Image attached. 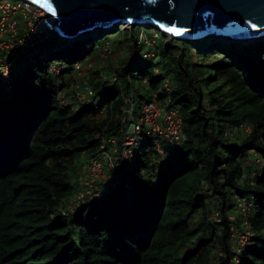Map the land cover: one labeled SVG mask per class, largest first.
Segmentation results:
<instances>
[{"label":"trees","instance_id":"1","mask_svg":"<svg viewBox=\"0 0 264 264\" xmlns=\"http://www.w3.org/2000/svg\"><path fill=\"white\" fill-rule=\"evenodd\" d=\"M102 37L35 54L56 37L37 41L23 56L34 65L26 85L16 63L13 95L0 100V264H264V39L156 42L149 59L134 39L123 65L71 84ZM155 96L186 140L147 138L125 159L126 111L139 120ZM94 161L109 176L94 185L103 194L75 206ZM233 229L252 235L240 254Z\"/></svg>","mask_w":264,"mask_h":264},{"label":"water","instance_id":"2","mask_svg":"<svg viewBox=\"0 0 264 264\" xmlns=\"http://www.w3.org/2000/svg\"><path fill=\"white\" fill-rule=\"evenodd\" d=\"M28 1L45 10L55 34L63 40L77 41L87 33L108 31L121 23L155 28L188 43L218 38L247 44L264 39V0ZM170 28L181 34L168 31Z\"/></svg>","mask_w":264,"mask_h":264},{"label":"built area","instance_id":"3","mask_svg":"<svg viewBox=\"0 0 264 264\" xmlns=\"http://www.w3.org/2000/svg\"><path fill=\"white\" fill-rule=\"evenodd\" d=\"M53 36V26L47 20V14L42 9L31 5L28 2L17 0H0V100H4L13 95L14 78L16 60L20 52L26 51L29 47H34L37 41H46ZM106 53V51H105ZM152 54L146 53L144 59H149ZM79 70V67H76ZM51 73L59 74V69L52 66ZM166 90L169 91L166 86ZM92 96L87 89L84 95V101ZM126 103L132 104V99H127ZM129 115L127 120L129 127L126 129L125 148L123 157L129 159L133 152L138 149L142 141L147 138H158L168 141L175 145H181L185 140L183 131V122L176 110H168L166 105L161 103L158 97L145 103L142 109V116L139 120L133 119V109L127 110ZM126 121V119H124ZM129 128H131L129 130ZM250 132V129L247 130ZM91 164V162H90ZM100 162H92L88 175L84 178L83 186L89 189V193L95 190L97 182V174L93 169L99 167L102 181L107 180V174ZM114 168V164L110 163ZM85 194H80V201H85ZM240 205L242 212L246 211L249 205L246 203ZM213 220L218 221V216L214 215ZM234 233V232H233ZM252 235L248 231L246 233V241H250ZM236 234L232 235V241H235ZM248 239V240H247ZM241 244L236 250L237 253L242 252V248L247 242ZM219 255H222L219 253ZM238 264L239 260L235 258Z\"/></svg>","mask_w":264,"mask_h":264},{"label":"rangeland","instance_id":"4","mask_svg":"<svg viewBox=\"0 0 264 264\" xmlns=\"http://www.w3.org/2000/svg\"><path fill=\"white\" fill-rule=\"evenodd\" d=\"M160 33L161 32L155 28H147V27H142V26L133 27V26H129L127 24L121 23L120 25L113 26L108 31L96 30L94 32L85 34L83 37L84 39L88 38V37H90V38L91 37L92 38L93 37L94 38L99 37V39H103V37L101 38V36H103V35H105V37L109 36L108 40L110 42L108 44H106V46H104V48L99 50L100 52L98 54L95 53L93 56L89 57L87 62L85 64H83V66L80 65L79 70L77 72L73 71V75H71V84L74 82L82 80V78H85V76L88 75L91 70L107 71L108 67H110L112 65L115 67H119V66L123 65L128 60V58H130L132 56V51H133L132 47H133L134 42H135L134 39H136L137 41L142 43L143 47H144V52L152 54V58H153L154 54H157L155 52L153 54V50L155 48L156 42L159 44V45H157L159 48L160 47L166 48L165 45H168V43L173 44L176 40V39L169 38L166 34H163V33H161V35H163V39L161 40L162 36L160 35ZM164 39L166 40L165 41L166 44L163 41ZM210 41L212 42V39L207 40V42H210ZM215 41H221V42L226 43V44L228 43L226 40L218 39V38L215 39ZM61 42H62V40L55 38L54 41H52L50 43H46V42L39 43L36 46L37 49L33 50V52L35 54H38V53H40L41 50H44L47 47L59 45ZM176 42L184 43L181 41H176ZM203 42H206V41H202L201 43H203ZM68 43H71V42H68ZM201 43L192 42L189 44L198 48L197 44H201ZM152 47H154L153 50H152ZM206 47H207V45H205L203 48H206ZM102 50H104V52H102ZM105 51H106V53H105ZM174 52H175V54H178V51H174ZM28 54H30L29 51H26V52L24 51L22 53V56H20L16 60V63H17V71L16 72H17V75L19 78V83L22 85L27 84L31 73H33V70H34V65L28 61H25V59L23 58V56H28ZM156 57H157V55H156ZM216 59H218V56L215 55V57L207 58L206 62H205V59H202L199 57L197 58L196 61L199 65H203L205 63L212 65L216 61ZM80 90H83V89L81 88ZM68 92L71 93L72 89H70ZM64 95L62 97H64ZM73 95H75V94H73ZM84 95L85 94L82 91L79 94H77L76 98L78 99L79 103L80 102L85 103ZM143 102H141V104H143ZM66 104L70 105V100ZM71 107H73V106H71ZM142 109H143V106L139 105L138 109H137L139 116L141 115ZM130 129L131 128H129V130ZM93 169L95 170V173L97 174V181H98L99 179H101L99 167L95 166ZM81 180L84 183V178H82ZM96 195H98V194L91 193V194L86 196L85 200H87V201L94 200L96 198ZM237 209L240 210V208H237ZM229 215H232V213H230ZM230 219L232 221H234L235 216H232ZM213 221H215V220H213ZM233 232L236 234L234 245L236 246L235 250H237L238 248L241 247V244H243L246 241V233L245 234L241 233L237 229H233Z\"/></svg>","mask_w":264,"mask_h":264},{"label":"clouds","instance_id":"5","mask_svg":"<svg viewBox=\"0 0 264 264\" xmlns=\"http://www.w3.org/2000/svg\"><path fill=\"white\" fill-rule=\"evenodd\" d=\"M17 1H24V2H28V3H30L31 5H33V6H35V7H37V8H40V9H42L41 7H39L38 5H36V4H34V3H32V2H30V1H28V0H17ZM44 12H45V10L44 9H42ZM130 26V25H129ZM161 32V31H160ZM161 33H163V32H161ZM160 33V34H161ZM164 34V33H163ZM53 36H55L56 38H58V39H60V40H62V42L59 44V45H61V46H65L66 44H68V42H75V41H73V40H63V39H61L58 35H56L55 34V32H54V30H53ZM84 37V36H83ZM83 37H81L79 40H82V39H84ZM169 37V36H168ZM86 39V38H85ZM78 41V40H77ZM176 41V40H175ZM244 44H246V43H244ZM35 46V45H34ZM57 48V47H56ZM54 49V48H53ZM28 50V49H27ZM26 50V51H27ZM25 51V52H26ZM54 67H56V66H54ZM76 67H80L79 65L78 66H76ZM57 68V67H56ZM58 69V68H57ZM75 71H77L76 70V68H75ZM9 101V100H8ZM88 101H85V103H87ZM3 116H4V111L2 112V113H0V121H2V119H3ZM125 123H127L126 124V129L128 128V126H129V124L130 123H128L127 121H124ZM2 125V124H1ZM127 131V130H126ZM109 166H110V169H112L113 167L111 166V164H109ZM86 175H88V173L86 174ZM86 175L83 177V178H85L86 177ZM108 177L109 176H107V179H108ZM100 181H102V180H100ZM105 181H107V180H105ZM105 181H102V182H105ZM82 183H83V181H82ZM95 191V190H94ZM94 191H92V192H90L89 193V191H88V193H86V192H81L80 194H82V193H84L85 194V197L87 196V195H89V194H91V193H94ZM80 194H79V196L77 197V196H75V198H74V205L75 206H80L81 204L83 205V204H89V203H91V202H94L97 198H99V197H101L102 196V194L103 193H98V195H96V198L94 199V200H90V201H87V200H85L86 202H81L80 201Z\"/></svg>","mask_w":264,"mask_h":264},{"label":"snow or ice","instance_id":"6","mask_svg":"<svg viewBox=\"0 0 264 264\" xmlns=\"http://www.w3.org/2000/svg\"><path fill=\"white\" fill-rule=\"evenodd\" d=\"M47 10H48L49 12H51L52 15H55V14H56L55 10H54L51 6H48V7H47ZM167 30L170 31V32H175L176 35H180V34H181V33H180L179 31H177L176 29H172V28H170V29H167Z\"/></svg>","mask_w":264,"mask_h":264}]
</instances>
